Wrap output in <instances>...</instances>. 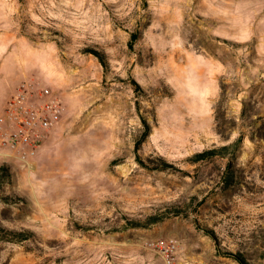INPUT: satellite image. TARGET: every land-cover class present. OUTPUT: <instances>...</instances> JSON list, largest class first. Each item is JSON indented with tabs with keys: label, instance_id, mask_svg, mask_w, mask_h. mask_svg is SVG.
Instances as JSON below:
<instances>
[{
	"label": "rangeland",
	"instance_id": "1",
	"mask_svg": "<svg viewBox=\"0 0 264 264\" xmlns=\"http://www.w3.org/2000/svg\"><path fill=\"white\" fill-rule=\"evenodd\" d=\"M241 2L0 0V114L22 82L63 105L29 167L0 156V227L30 233L0 264H158L159 237L191 264H264V7Z\"/></svg>",
	"mask_w": 264,
	"mask_h": 264
},
{
	"label": "built area",
	"instance_id": "2",
	"mask_svg": "<svg viewBox=\"0 0 264 264\" xmlns=\"http://www.w3.org/2000/svg\"><path fill=\"white\" fill-rule=\"evenodd\" d=\"M62 108L61 100L49 88L20 83L0 114V156L10 158L20 168L29 167ZM144 247L156 255L158 264H188L179 260L173 237L149 239Z\"/></svg>",
	"mask_w": 264,
	"mask_h": 264
},
{
	"label": "trees",
	"instance_id": "3",
	"mask_svg": "<svg viewBox=\"0 0 264 264\" xmlns=\"http://www.w3.org/2000/svg\"><path fill=\"white\" fill-rule=\"evenodd\" d=\"M145 125L147 126L146 123ZM236 144L237 142H234L232 145H224L216 149L206 150V151L197 153L194 156V158L199 160V159H205L210 155L225 156L227 154L226 150L229 147H232V146L235 147ZM138 145H139V142L137 143V146ZM11 180H12V172L10 171L9 164L6 162H3L2 164H0V200L3 202H17V200H12L10 195L3 193V190H2L3 185L7 182H10ZM184 212H185L184 207H181L180 205H177V204H172L170 206H166L163 210L157 213H151L147 215L143 221L134 222V223L128 222V225H125L124 228H127L129 226H141L144 228H150L153 225L163 221L165 218H168L173 215L182 214ZM203 230H205V232L211 234V236L214 237L213 232L211 230H208L206 228H203ZM27 234H30V233H23V232H19L15 230H9L4 227H0V239H3V240L18 242V241H21L27 238L26 237L28 236ZM223 254H229L233 256L237 260V262H239L240 264H249L244 259V257L240 255L239 253H223Z\"/></svg>",
	"mask_w": 264,
	"mask_h": 264
},
{
	"label": "crops",
	"instance_id": "4",
	"mask_svg": "<svg viewBox=\"0 0 264 264\" xmlns=\"http://www.w3.org/2000/svg\"><path fill=\"white\" fill-rule=\"evenodd\" d=\"M206 1H207V3L208 2L212 3V1H214V0H206ZM263 7H264V0H246V2L239 3V6L237 7L236 11H237V15L242 14L244 11L251 14V13H253V12L263 8ZM177 256L181 262L182 261H188V264H191L189 258L186 257V255H184V256L180 255L179 250L177 252Z\"/></svg>",
	"mask_w": 264,
	"mask_h": 264
}]
</instances>
